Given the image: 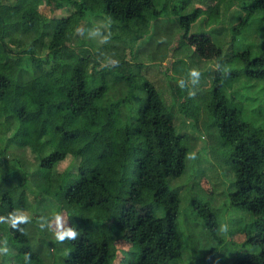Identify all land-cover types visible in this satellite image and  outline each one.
I'll return each instance as SVG.
<instances>
[{
    "label": "trees",
    "instance_id": "trees-1",
    "mask_svg": "<svg viewBox=\"0 0 264 264\" xmlns=\"http://www.w3.org/2000/svg\"><path fill=\"white\" fill-rule=\"evenodd\" d=\"M66 1L73 11L44 21L29 47L20 51L8 46L6 38H29L42 15L30 1L0 2V124L12 119L7 127L13 128L0 150V243L2 236L12 238L15 264H46L31 245L26 222L13 226V218L27 206L28 193H33L45 200L63 198L70 207L63 232L72 230L76 237L64 239L62 264H116L118 259V264H179L184 244L178 224L180 197L168 193L167 178L186 169L190 144L178 127L181 114L191 112L187 83L156 60L103 63L92 52L79 54L67 43L73 14L78 24L106 18L111 34L138 38L151 32L171 0ZM223 5L237 8V21L230 26L232 45L249 24L262 34L261 41L225 54L216 30L191 31L205 10L190 0L173 8H185L179 15L182 46L204 61L237 66L231 72L217 69L205 112L223 144L233 149L237 189L231 202L253 216L245 233L255 250L229 254L226 260L264 264V118L248 117L228 88L241 77L264 84V0H217L206 21H218ZM35 45H46L48 51L39 56ZM137 91L146 92L138 111L133 108ZM10 145L35 154L34 172L22 168L23 160L8 152ZM69 155L79 159L78 171L71 175L65 169L60 177L55 167ZM193 204L206 233L222 245L214 211L208 204ZM160 209L163 214L158 215ZM118 239L128 247L119 248ZM197 259L218 264L216 248L204 250Z\"/></svg>",
    "mask_w": 264,
    "mask_h": 264
},
{
    "label": "rangeland",
    "instance_id": "rangeland-1",
    "mask_svg": "<svg viewBox=\"0 0 264 264\" xmlns=\"http://www.w3.org/2000/svg\"><path fill=\"white\" fill-rule=\"evenodd\" d=\"M16 1L34 3L42 15L29 38H19L15 41L9 37L6 38L8 46L18 51L29 47L30 42L39 34L44 21L66 16L73 11V6L66 0H0V2ZM190 1L191 4L205 10L193 24L191 31L197 29L209 31L210 28L216 30L225 48V54L261 41L262 34L254 25L249 24L232 45L230 26L237 21L233 14L237 8L228 9L223 5L220 8L218 21L207 22V11L213 8L217 0ZM163 2L164 0H160V3ZM181 2L182 0H171L168 9L151 24V32L144 34L143 37L130 39L111 34L106 18L92 17L89 22L78 24L76 14H73L67 33V43L79 54L83 51L92 52L103 63L121 58H126L129 62L156 60L170 75L181 77L187 83L191 112L186 115L181 114L182 123L178 127V132L184 133L185 141L188 138L190 144L186 169L179 176L169 175L167 178L168 193L171 192L172 195L176 194L180 197L178 224L184 236V244L183 258L179 264H200L197 258L201 257L204 250L213 247L217 250L218 264H229L226 260L229 254H243L254 249L246 241L245 233L253 223V216L247 209L239 208L231 202V194L237 189L236 177L230 161L233 149L223 144L218 131L211 126V119L206 115L205 105L210 99L217 69L222 67L223 72H231L235 71L237 66L232 65V62H226L225 65L220 66L216 61H204L189 51L190 48L179 43L182 32L179 15L185 11V8L174 9L173 7ZM159 41L164 43L162 48H159ZM34 49L39 56H44L48 51L46 45H35ZM133 68L136 66L131 67L130 70L132 71ZM126 69L130 71L129 68ZM193 71L198 72L199 76L192 77ZM228 88L236 96V103L245 106L248 117L259 121L264 118V84L261 81H250L241 77ZM136 97L133 108L138 111L146 99V92L137 91ZM182 99L176 100V104H180ZM7 122H12V119H8ZM7 122L0 124V150L6 147V140L13 131V128L8 129ZM7 150L23 160L22 168L30 173L36 170L37 160L31 150L14 145H10ZM4 157H7L6 153ZM78 162V158L69 155L55 167V172L60 173L61 177L63 171L69 169L70 174L75 175L78 171ZM14 180L18 182L20 179ZM29 185L34 188L33 183ZM27 199V206L19 211V216L27 217L26 225L32 247L46 264H62L61 256L65 255L67 247L64 240L57 239V235L63 232L68 224V215L71 211L69 205L63 198L45 200L40 196L34 197L33 193H28ZM194 202L208 204L214 211L219 223L222 245L206 233L204 221L194 209ZM157 214H163V211L160 209ZM109 223L114 237H117L116 227L113 222L109 221ZM11 241L13 242L8 234L2 236L0 264H15L17 249ZM117 241L119 248L128 247L119 239ZM119 261L120 259L116 264Z\"/></svg>",
    "mask_w": 264,
    "mask_h": 264
},
{
    "label": "clouds",
    "instance_id": "clouds-1",
    "mask_svg": "<svg viewBox=\"0 0 264 264\" xmlns=\"http://www.w3.org/2000/svg\"><path fill=\"white\" fill-rule=\"evenodd\" d=\"M192 77H198L199 76V73L196 72V71H193L191 73ZM195 83V80L193 81ZM191 95H195V93H191ZM2 219V218H0ZM27 221V217H24V216H19V217H14L13 218V226H15L16 224L18 223H23V222H26ZM75 238L76 237V233L72 230H69L67 232H60L58 233L57 235V239L63 241L65 238Z\"/></svg>",
    "mask_w": 264,
    "mask_h": 264
}]
</instances>
